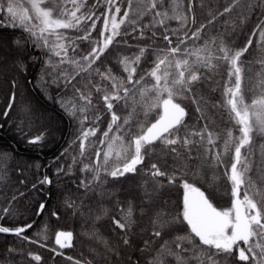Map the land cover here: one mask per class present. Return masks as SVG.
<instances>
[{
    "label": "snow or ice",
    "instance_id": "1",
    "mask_svg": "<svg viewBox=\"0 0 264 264\" xmlns=\"http://www.w3.org/2000/svg\"><path fill=\"white\" fill-rule=\"evenodd\" d=\"M198 7H205L204 0H0V28H19L27 33L25 43L31 42L45 53L41 86L57 90L61 107L79 125L73 141L78 156L72 160L81 165L85 178L77 187L91 192L102 190L109 178L141 177L145 207L139 211L150 213L151 225L144 247L139 249L147 253L145 264H231L233 260L264 264V0H228L222 10H210L206 22L199 24ZM257 10L259 16L242 48L231 47L224 34L206 32L225 16L229 19L223 23L234 31L252 20ZM233 15L235 19H231ZM172 21L179 27H169ZM98 23L102 28H97ZM125 37L162 40L166 46L130 45ZM13 43L21 46L20 40ZM83 44H90V50L83 51ZM119 44L136 49L117 54L123 74L97 63ZM250 49L254 52L248 58ZM18 67L24 70L22 63ZM215 74H222L221 98L209 101L199 88ZM69 88L71 97L60 95ZM96 100L103 101L110 116L99 137L104 113ZM185 100L201 114L196 123L186 121ZM14 101L15 93L5 117ZM206 110L222 111L230 126L213 127ZM44 139L41 133L28 143L37 145ZM153 156L155 162L145 163ZM12 159L10 152L0 150V169L7 168ZM219 167L224 168L231 186L228 207L216 202L214 184L219 178H206L207 169ZM71 168L69 165V172ZM39 183L50 185L52 180L45 175ZM173 191L179 193L175 209L167 207L168 201L163 199L164 193ZM16 199L13 195L9 204ZM66 203L69 208L75 206L74 201ZM45 206L41 203L37 214ZM118 210L122 215L113 216L112 224L119 244L130 248L133 205L129 202L124 209L118 204ZM10 212V207L0 209V221ZM107 214L101 208L95 219ZM52 216L59 219L57 212ZM32 226L0 224V233L37 243L24 235ZM92 235L115 255L121 254L102 236ZM72 241L71 231L55 233L60 249L71 248ZM28 255L41 260L40 255ZM127 264L140 262L128 257Z\"/></svg>",
    "mask_w": 264,
    "mask_h": 264
},
{
    "label": "trees",
    "instance_id": "2",
    "mask_svg": "<svg viewBox=\"0 0 264 264\" xmlns=\"http://www.w3.org/2000/svg\"><path fill=\"white\" fill-rule=\"evenodd\" d=\"M227 2L228 0H204L205 7L197 8V24L206 22L210 10H222ZM258 16L259 10L253 15L252 20L234 31L223 23L229 17H220L213 26L206 29V32L208 35L224 34V39L231 47L242 48ZM231 19H235V16L233 15ZM143 22L146 23L147 18ZM168 26L179 27L175 21L170 22ZM97 28H102V23H98ZM93 37H97V33L94 32ZM26 38L27 33L19 28H0V124L3 125L0 128V150L8 151L13 156L7 168L0 169V209L4 207L11 209L10 214L0 221V224L12 228L32 224V228L24 235L38 242L30 243L15 235L0 233V264H74L75 260L81 261V264L85 262L127 264L128 257H131L132 261L139 260L140 264H145L147 253H142L139 249L144 247L143 240L148 238L151 225L150 213L141 214L139 211L145 207L142 203L144 193L140 187L141 177L128 175L120 180L109 178L102 190L91 192L77 187L79 180L85 178V174L79 170L81 165L73 164L72 160L74 156H78V146L73 141L79 134V125L77 120L61 107L57 90L41 86L45 53L34 47L31 42L25 43ZM16 40L21 41V46L13 43ZM128 43L153 47L166 46L162 40L153 42L146 38L128 39ZM90 47V44L81 45L83 51L90 50ZM131 51L136 49H129L123 44L114 45L97 63L112 66L113 71H121L116 63L117 54H128ZM253 52L254 49H250L246 56L251 58ZM21 63L24 65V70L18 67ZM141 67H145L143 62ZM147 67H151V64ZM202 71L207 72L204 69ZM217 81L220 84H217ZM222 83V74H215L203 82L199 92L209 101L218 100L221 98ZM13 93H15L14 105L9 115L5 117L3 113ZM72 94L70 88L60 93L61 96L66 97H71ZM96 104L104 113L99 124L101 131L97 132L99 137L107 128L110 116L103 109L102 100H96ZM182 104L188 111L186 121L189 124L196 123L201 114L195 111V105L188 100L182 101ZM126 114V112L122 113V115ZM204 114L214 122L213 127L230 126L226 125L222 111L206 110ZM202 123L204 121H201ZM199 126L200 124H197V127ZM41 133L45 137L43 143L37 145L28 143L30 138ZM92 151L94 153L95 149L93 148ZM258 155L259 150H257ZM155 161L156 156H153L151 160L146 159L145 163L150 164ZM69 165H72L70 172ZM60 167L64 168V172H57ZM206 171L208 180H211L213 175L219 178L214 184L218 189L216 202L221 207L230 206L231 197L227 193L230 192L231 186L223 175L224 168ZM45 175L52 180L50 185L39 183ZM21 180L25 183L21 184ZM33 184H36V188L32 187ZM21 192L24 193L23 196L19 195ZM13 195H16L17 199L9 204ZM178 195L176 191L163 194V199L168 201L167 207L175 209ZM66 201H74L75 206L69 208ZM129 202L133 205L132 219L135 223L128 232L132 246L125 248L119 244L120 237L114 230L112 217L119 218L122 215L118 210V204L127 209ZM41 203L46 205L45 209L37 214ZM101 208L107 209L108 214L96 220L95 217ZM53 212L59 214V219L52 216ZM61 230L73 232L71 248L60 249L55 244V233ZM94 232L109 241L113 247H118L121 254L117 256L109 251L92 235ZM10 248L15 251L9 252ZM53 248L63 255H56L51 250ZM29 253L40 255L41 260L39 262L32 260ZM68 256L73 257V260H68ZM231 264L237 262L233 260Z\"/></svg>",
    "mask_w": 264,
    "mask_h": 264
}]
</instances>
